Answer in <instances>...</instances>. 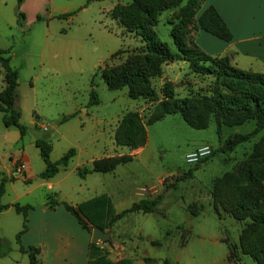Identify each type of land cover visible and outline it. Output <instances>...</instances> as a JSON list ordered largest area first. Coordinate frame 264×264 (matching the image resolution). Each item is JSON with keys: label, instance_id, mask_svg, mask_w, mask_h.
Instances as JSON below:
<instances>
[{"label": "rangeland", "instance_id": "rangeland-1", "mask_svg": "<svg viewBox=\"0 0 264 264\" xmlns=\"http://www.w3.org/2000/svg\"><path fill=\"white\" fill-rule=\"evenodd\" d=\"M5 1L4 17L12 19L15 0ZM118 1L124 4L128 0H46V11L59 13L61 9H69L74 12L72 18H54L48 24L46 18L35 23L25 21L24 32L15 25L10 29L7 25L0 26L5 29L0 32V47H11V65L19 69L20 122L26 128L21 139L17 127L4 126L0 113V131L8 132L6 140L0 136V153L9 152L19 159L23 149H30L29 137L50 144L52 161L69 148L75 150L68 166L53 178L59 184L48 189L39 185L38 177L26 181L22 174L5 186L1 203H9L17 195L20 198L16 201L33 207L50 195L59 199L71 191L70 187L83 184L76 172L78 166H88L93 159L105 156H129L130 161L120 164L114 172L94 173L88 182L111 193L115 202L126 195L133 201L151 199L157 194L162 198L155 211L127 213L106 230L110 233L105 243L108 253L118 257L129 251L132 256L135 253L155 259L153 264H162L164 259L168 264H254L251 257L239 250L229 258L228 244L223 240L237 243L242 224L226 214L219 218L212 206L215 179L245 160L262 133L232 150L222 151L221 147L229 136L249 132L254 127L253 121L222 127L218 136L212 118L207 128L195 129L180 114H168L150 125L145 124L144 147L130 149L116 145L114 132L124 113L137 112L146 122L164 98L161 93L164 87H169L177 98L192 97L207 89L211 81V77L191 72L186 61H174L163 64L162 74L151 79L157 92L155 100L131 99L126 87L109 90L101 78V67L105 62L117 64L125 58L126 52H123L110 60L115 51L141 45L138 37L123 31L111 17L110 10ZM176 17V9L165 10L154 26L158 38L171 48L174 46L170 31ZM195 33L189 28L186 38L194 41ZM51 48L59 50L53 59L57 68L50 73L39 72L41 61L47 64ZM92 90L97 94L98 103H90ZM67 114L74 115L63 121L62 117ZM200 144H209L212 155L198 164H188L186 153ZM39 164L44 166L42 158ZM62 176H66L65 182L59 179ZM135 187L146 189L134 191ZM199 205L203 209L198 215H191L187 210ZM124 207L120 204L118 209ZM11 214L17 216L13 211ZM9 244L11 250L0 257V264H28L27 255L17 250L15 239Z\"/></svg>", "mask_w": 264, "mask_h": 264}, {"label": "trees", "instance_id": "trees-1", "mask_svg": "<svg viewBox=\"0 0 264 264\" xmlns=\"http://www.w3.org/2000/svg\"><path fill=\"white\" fill-rule=\"evenodd\" d=\"M21 2L22 0H17L16 6L19 24H22L25 17L20 10ZM202 3L203 0H128L124 4L118 1L110 10L111 17L119 23L123 31L133 33L139 38L141 45L115 51L110 55V60L123 52H126L125 58L117 64L105 62L103 68L101 67V78L109 90L126 87L127 96L131 99L155 100L157 92L151 85V79L162 74L163 64L174 61H186L190 71L197 76L211 77L208 88L196 92L192 97L177 98L169 87H164L161 89L164 98L156 104L146 122L134 111L122 115L114 132V140L118 146L130 149L141 147L147 140L145 124L150 125L168 114L175 113L180 114L195 129L207 128L212 118L218 136L222 127H234L253 121L254 127L249 132L229 136L221 147L222 151L232 150L237 144L262 133L245 160L215 179L212 206L219 218L226 214L242 224L237 243L223 240L228 244L229 258L239 250L243 255L251 257L254 264H264V73L240 69L231 63L229 56L207 54L192 39L186 38L188 29L192 28L210 33L223 41L232 39V33L218 11L213 6L202 9ZM168 9H176L177 12V21L170 31L174 48L161 41L154 30L159 15ZM73 13L58 14L57 17H68ZM9 50L10 48H0V67L4 80V87L0 90V112L4 126L17 127L22 136L26 128L20 122L21 112L15 106L19 70L11 65ZM90 95V103L99 102L94 90ZM73 115H64L62 120L66 121ZM35 145L45 164L44 170L39 174L41 178H50L60 168H66L75 153L74 148H69L59 159L52 161L48 142L36 139ZM212 153L213 149L210 156ZM130 159L129 156L94 159L90 166L78 167L77 174L83 178L92 172H111L118 164ZM13 179V176H0V212L12 206L22 215V227L15 234V241L19 252L27 255L28 264H38L39 248L24 247L20 242L21 235L27 229V214L32 206L1 203L4 185ZM161 198L162 195L157 194L151 199H140L120 212L115 211L105 193L77 205L58 201L50 195L46 205L49 208L64 205L82 227L92 233L94 226L102 230L111 229L113 223L127 213L155 211ZM202 209L200 205L187 208L194 216ZM97 249V244L91 242L90 260L87 264H129L132 261L126 258L110 262ZM10 250L8 240L0 238V257ZM144 261L148 264L156 262L150 257H144Z\"/></svg>", "mask_w": 264, "mask_h": 264}, {"label": "crops", "instance_id": "crops-1", "mask_svg": "<svg viewBox=\"0 0 264 264\" xmlns=\"http://www.w3.org/2000/svg\"><path fill=\"white\" fill-rule=\"evenodd\" d=\"M6 5L7 4L5 0H0V26L7 25V28L10 29L15 25L22 32H24L23 26H25V21L35 23L46 18L45 22L48 24L52 19L58 18V14L71 12L69 9H61V12L59 13H51L50 11H46V7L44 9V6H46V0H22L20 4V10L25 14V17L22 21V24H19L16 14L17 0H15L13 5L15 14L12 19H7L4 17L3 12L4 6ZM207 6H213L218 11L231 31L232 39L229 41H223L211 35L210 33L199 30L196 31L194 35V42L196 45L204 52L212 56H229L231 63L240 69L264 73V0H203L202 9ZM71 18V15L67 17V19ZM0 32H5V29H0ZM51 49L52 50L48 51L49 54L47 57V64L41 61V70L39 72L50 73L56 70V62L53 59L58 56L59 50L57 48ZM10 61H12V56ZM21 64L22 63L19 64L20 67L22 66ZM3 87V71L0 67V90H2ZM15 106L17 109L20 108L17 95L15 99ZM7 133L6 131H0V136L6 140L8 137ZM25 134L26 133L20 136L21 139L25 137ZM35 140L36 139L29 137L30 149L28 151L23 149L19 155V159L17 160L16 157L12 155V153H0V176H13L14 179L15 177H21L22 175H18V173L14 171L15 162L21 161L26 165V169L23 172L24 179L26 181H34L38 177L41 179L39 182L40 186H46V188L52 189L54 184H59L58 181L54 182L53 178L59 173L61 169L65 168H60L59 171L50 178H41L39 174L44 170L45 164L44 166L39 164V161L42 157L38 147L35 145ZM198 146L199 145H197L196 148ZM120 164H118L110 173L114 172ZM34 165H37V167L34 168ZM94 173L109 172H92L86 174L83 178L79 176L82 179L83 184H75L74 186L70 187L71 191L69 193L62 194L57 200L66 202L70 205H77L81 202L105 193L108 195L116 212H120L123 209L130 207L132 203L140 200L138 199L133 201V199L128 198V195H126L124 197H118V202H115L111 193L105 190L101 191L96 186H94L92 182H88L89 176ZM65 178L66 176H62L59 179L65 182ZM12 181L13 180H8L4 185V189L5 186ZM64 184L68 185L67 183ZM150 187H153V185ZM138 188L140 187H135L134 191H136ZM140 189H146V187H141ZM79 194L80 197H78ZM18 198L20 197L17 195L13 201H10L9 203L2 202V204L10 205L13 203H19L16 201ZM130 200L132 201L130 202ZM46 202L47 200L42 201L35 207L31 205L32 208L27 214V229L21 235V244L24 247L34 246L39 248L40 252L37 255L38 264H87L90 260V243L92 242V233L84 229L78 222L77 218L72 215L64 207V205L60 204L54 208H49L46 205ZM128 202L130 203L128 204ZM19 204L23 205L28 203ZM120 204L125 206L122 210L118 209ZM11 211H13L17 216H12ZM21 227L22 215L17 213L12 206H9L0 212V238H5L9 242H12V240L14 241L15 234L21 229ZM107 242L96 243L98 247L96 251L105 254L108 261L115 262L130 258L132 261L129 264H136L139 262L141 264H148L144 261V257H139L135 253L132 256L129 254V251H124L118 257L115 256L113 252L108 253V248L105 246V243ZM128 248H130V246ZM163 263L168 264V261L164 259L162 264Z\"/></svg>", "mask_w": 264, "mask_h": 264}, {"label": "built area", "instance_id": "built-area-1", "mask_svg": "<svg viewBox=\"0 0 264 264\" xmlns=\"http://www.w3.org/2000/svg\"><path fill=\"white\" fill-rule=\"evenodd\" d=\"M211 152H212V148L210 147L209 144H201L194 150L186 153L185 160L188 164L195 165L199 163L201 160L210 156ZM25 169H26L25 163L21 161L15 162L14 171H16L18 175H22Z\"/></svg>", "mask_w": 264, "mask_h": 264}, {"label": "water", "instance_id": "water-1", "mask_svg": "<svg viewBox=\"0 0 264 264\" xmlns=\"http://www.w3.org/2000/svg\"><path fill=\"white\" fill-rule=\"evenodd\" d=\"M110 238V233L102 230L98 226L93 227L91 241L93 243L107 242Z\"/></svg>", "mask_w": 264, "mask_h": 264}]
</instances>
